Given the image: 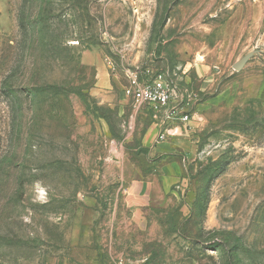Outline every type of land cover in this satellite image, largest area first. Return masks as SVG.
I'll use <instances>...</instances> for the list:
<instances>
[{"label": "rangeland", "instance_id": "374dc122", "mask_svg": "<svg viewBox=\"0 0 264 264\" xmlns=\"http://www.w3.org/2000/svg\"><path fill=\"white\" fill-rule=\"evenodd\" d=\"M0 264H264V0H0Z\"/></svg>", "mask_w": 264, "mask_h": 264}, {"label": "built area", "instance_id": "2783aa9c", "mask_svg": "<svg viewBox=\"0 0 264 264\" xmlns=\"http://www.w3.org/2000/svg\"><path fill=\"white\" fill-rule=\"evenodd\" d=\"M148 69H127L125 77L127 85L125 94L131 99L136 108H148L157 113L164 110L165 128L160 133V139L174 138L186 134L180 124H184L188 131L190 115L180 113L177 109H170L173 93L163 78V75H151ZM155 117H158L155 116ZM174 125V126H173Z\"/></svg>", "mask_w": 264, "mask_h": 264}, {"label": "crops", "instance_id": "0c3cea01", "mask_svg": "<svg viewBox=\"0 0 264 264\" xmlns=\"http://www.w3.org/2000/svg\"><path fill=\"white\" fill-rule=\"evenodd\" d=\"M169 139L173 140V138H169ZM176 144L177 145L179 144V146H181L182 148L181 150H183L182 152H184L187 156H189L190 154L191 155L193 154L191 152L190 147L187 148L185 146H182V144L180 143H176ZM150 153H152V151ZM126 171L127 173H125V175L129 183L127 184V187L125 189L126 190L125 200H126L128 207L130 209L135 210V216L141 217L142 208L146 205H149L147 198L151 196V193L154 194L156 189L159 188L158 186L159 181L157 177L159 178L160 176H158L157 173L150 174L149 177L143 176L144 174H142V169L140 167H137L131 164L130 162H129V166H127ZM156 172H159V171H156ZM133 175H136V177L133 178L132 177ZM134 220H135V217H134Z\"/></svg>", "mask_w": 264, "mask_h": 264}]
</instances>
